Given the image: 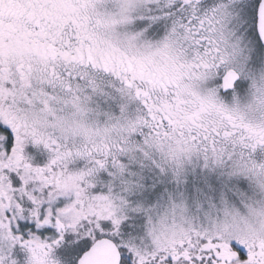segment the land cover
Returning <instances> with one entry per match:
<instances>
[{
  "label": "snow or ice",
  "instance_id": "6c2138e0",
  "mask_svg": "<svg viewBox=\"0 0 264 264\" xmlns=\"http://www.w3.org/2000/svg\"><path fill=\"white\" fill-rule=\"evenodd\" d=\"M0 264H264V0H0Z\"/></svg>",
  "mask_w": 264,
  "mask_h": 264
}]
</instances>
